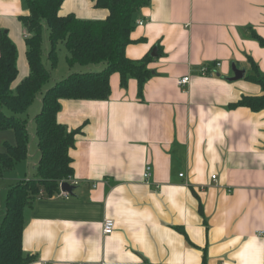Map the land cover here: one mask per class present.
<instances>
[{
	"label": "crops",
	"instance_id": "1",
	"mask_svg": "<svg viewBox=\"0 0 264 264\" xmlns=\"http://www.w3.org/2000/svg\"><path fill=\"white\" fill-rule=\"evenodd\" d=\"M69 13L105 19L108 10L63 0L59 14ZM27 14L25 0H0V29L17 49L12 88L29 74ZM253 32L264 38V0H148L135 13L125 55L147 56L149 75L122 85L114 72L106 99L59 100L57 122L75 131L77 183L74 195L24 208L28 264H264V109L229 106L263 94L246 78L255 68L264 76ZM232 63L243 78H225Z\"/></svg>",
	"mask_w": 264,
	"mask_h": 264
},
{
	"label": "trees",
	"instance_id": "2",
	"mask_svg": "<svg viewBox=\"0 0 264 264\" xmlns=\"http://www.w3.org/2000/svg\"><path fill=\"white\" fill-rule=\"evenodd\" d=\"M92 1L95 7L108 10L105 19H81L72 13L60 15L63 0H25L28 14L21 15L19 20L26 32L29 74L14 88L11 85L18 73L17 49L5 30L0 29V130L9 129L14 134V144L6 145L5 151L0 152V174L26 158L29 134L27 124L20 116L50 78L42 61L43 27L48 31L47 57L51 66L57 63L56 47L59 43H63L68 52L66 63L70 67L75 64L104 65L100 71L72 72L43 92L40 112L34 117L39 161L35 177L17 182L7 190L0 222V264H28L32 260L22 251L23 210L39 196L58 194V182L72 176L69 149L74 144L75 131H68L57 122L59 100L106 99L110 93L109 76L114 72L120 74L122 85L129 75L135 77L139 85L149 75L145 68L147 56L135 61L125 55V47L132 41L130 33L134 15L148 0ZM252 37L264 47L263 37L254 32ZM246 78L259 84L263 94L243 95L229 106H245L252 111L264 109V76L255 68ZM199 210L202 211L201 205Z\"/></svg>",
	"mask_w": 264,
	"mask_h": 264
},
{
	"label": "rangeland",
	"instance_id": "3",
	"mask_svg": "<svg viewBox=\"0 0 264 264\" xmlns=\"http://www.w3.org/2000/svg\"><path fill=\"white\" fill-rule=\"evenodd\" d=\"M42 39H43V56L42 61L44 66L50 73V78L47 83L44 85L40 94L37 95L31 106L21 114L26 124L27 130L29 134V146L28 153L24 160L17 162L13 168L2 170L0 174V222L3 216V208L5 206V199L7 190L17 182H21L28 178L35 177L36 165L39 161V153L37 148V138L35 135V122L34 117L36 114L40 112L42 94L43 92L53 86L55 82L61 80L68 74L72 72H83L86 70V66L75 64L70 67L66 63V57L68 56V52L63 43H59L56 47L57 53V63L55 66H51V61L47 57V52L49 50V42H48V31L46 27H43L42 31ZM93 68L92 71H100L102 68H98L97 66L91 65ZM97 68V69H96ZM41 97V98H40ZM7 114H10L8 109H4ZM14 144V134L11 130H0V152H4L6 149V145Z\"/></svg>",
	"mask_w": 264,
	"mask_h": 264
},
{
	"label": "built area",
	"instance_id": "4",
	"mask_svg": "<svg viewBox=\"0 0 264 264\" xmlns=\"http://www.w3.org/2000/svg\"><path fill=\"white\" fill-rule=\"evenodd\" d=\"M216 65H218V63H216ZM208 72H209L208 66H205L202 68V71H201L202 74H207ZM188 82H189V76L188 75H185V76L179 78L177 81L179 86H185ZM180 175H182V174H180ZM150 176H151V167L149 165H146L144 170H143V178L145 180H148L150 178ZM214 177H215V175H212V178H214ZM62 181H68L73 185H75L77 182L72 180L71 177H69L67 180H61L58 182L59 194L67 196L68 195L67 193L62 192L60 190V184ZM114 225H115V222L113 221V219H111V218L104 219L103 224H102L103 233L104 234H110L114 229ZM259 233L262 234L263 231H259Z\"/></svg>",
	"mask_w": 264,
	"mask_h": 264
},
{
	"label": "water",
	"instance_id": "5",
	"mask_svg": "<svg viewBox=\"0 0 264 264\" xmlns=\"http://www.w3.org/2000/svg\"><path fill=\"white\" fill-rule=\"evenodd\" d=\"M231 71H232V75L225 77L229 81H235V80L241 79L245 75V69L237 68L234 63L231 64ZM75 188H76V186L71 184L68 181H62L60 184V190L62 192L69 194V195H74L73 191L75 190Z\"/></svg>",
	"mask_w": 264,
	"mask_h": 264
}]
</instances>
